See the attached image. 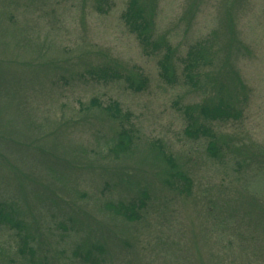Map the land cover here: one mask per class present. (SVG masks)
<instances>
[{
  "label": "rangeland",
  "instance_id": "1",
  "mask_svg": "<svg viewBox=\"0 0 264 264\" xmlns=\"http://www.w3.org/2000/svg\"><path fill=\"white\" fill-rule=\"evenodd\" d=\"M128 1L0 0V207L23 213L41 264H264V166L251 162L264 152V0L233 12L248 48L232 56L242 116L207 123V137L187 132V105L206 95L182 61L221 25L220 0H146L151 40L172 46L171 83L162 52L122 18ZM104 63L137 71L143 88L127 72L93 79ZM114 101L118 117L104 109ZM123 128L130 140L116 148ZM112 203L133 204L135 216ZM20 236L0 221V264H33ZM93 246L92 260L75 255Z\"/></svg>",
  "mask_w": 264,
  "mask_h": 264
},
{
  "label": "trees",
  "instance_id": "2",
  "mask_svg": "<svg viewBox=\"0 0 264 264\" xmlns=\"http://www.w3.org/2000/svg\"><path fill=\"white\" fill-rule=\"evenodd\" d=\"M220 2L223 6V14L219 21L221 25L219 28L212 30L204 39L198 41L196 45L190 46L186 56L187 58L183 59L182 61L185 64L184 74L188 79L189 85H193L192 89L204 88L206 95L201 102L187 105L186 112L189 116L187 119L189 123L187 132L189 134H197L201 131V135L205 137H207V135L211 132L210 127L208 126V128L206 125L207 123L215 121L228 122L229 120H238L243 113L241 103L242 98L245 95V87L243 84L244 81L241 78L239 70L235 66L232 56L242 53L245 48L248 49L238 35L233 17V12L235 11L237 5L239 4V6H242L245 0H220ZM155 16V9L151 8L146 0H129L124 12L122 13V18L128 25L129 30L132 33H135L139 40L143 42L144 48H146L145 45H151L154 48L152 53L159 51L162 52L161 61L168 66L163 67L165 69L164 73L169 75L168 80L171 83L173 82V79L176 80L175 67L172 64L171 56L172 46L165 42L162 37L161 40H151L154 37L150 32L152 31L151 27L153 25ZM220 36H223V38L220 39ZM192 63L201 65V70L199 73H192ZM88 72L93 79L99 82L114 80L115 77L123 78L122 72H127L129 74L125 76V79L130 81V87L132 89L139 91L144 85V80L138 75L139 73H136L137 71H125V67L121 65L113 66L109 63H104L102 65L95 66L93 69L88 70ZM230 76L235 79V87L229 83L230 81L227 82V78L230 80ZM243 88L244 90L242 92L241 90ZM232 92H234V95ZM10 98L11 101H13V98ZM96 104L99 105L100 103ZM104 109L106 111H110L111 116L113 117H118V113L121 112L118 104L115 101L106 105ZM6 113V118L11 119V113L8 110ZM198 124H200L199 127H197ZM1 129L3 130L5 127L0 125V130ZM123 130L124 128L118 133L119 139L115 144L116 148L122 147L126 140H130L129 135H126L127 138L125 137V131ZM8 132V130L1 131L0 135L8 136L6 134ZM214 143H217V145ZM219 146L221 145L219 144L218 140H211V138H209L207 149L210 150V153L213 156L219 155V153L217 154L215 152L217 148L219 151ZM229 151H232V149L229 148ZM251 156L252 164L258 162V165L262 167L264 166L263 151L253 152ZM170 160L171 159L169 157L168 161ZM238 165L241 166L242 164L238 162ZM172 174L175 173L172 172ZM179 177H182L186 182L188 181L187 177L181 172L179 173ZM256 178L258 177H253L251 179L253 183L254 179L256 181H260ZM50 198L54 199L53 197ZM50 198L48 199L50 200ZM56 205L58 204L56 203ZM127 205L128 204L123 203H112L114 209H117L113 212L116 214H128L129 216L134 217L135 211L133 204H131V206ZM6 206L7 204H2L0 207L1 223L10 225L12 228L19 230V232H23V237L20 236V251L22 253L30 254L31 263L41 264L34 259L35 252L32 249V246L34 245L32 244V241H29L28 234L24 233V228H26V226L23 219L21 218L23 213L20 214L18 207L14 203L8 205L7 207ZM95 249L99 250V247L93 246L89 248L85 254L75 252V255L79 254L85 260H92V255L94 254Z\"/></svg>",
  "mask_w": 264,
  "mask_h": 264
}]
</instances>
